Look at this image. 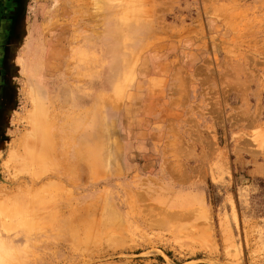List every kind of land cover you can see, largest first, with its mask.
<instances>
[{"label": "rangeland", "instance_id": "rangeland-1", "mask_svg": "<svg viewBox=\"0 0 264 264\" xmlns=\"http://www.w3.org/2000/svg\"><path fill=\"white\" fill-rule=\"evenodd\" d=\"M0 200V264H264V0H0Z\"/></svg>", "mask_w": 264, "mask_h": 264}, {"label": "bare ground", "instance_id": "bare-ground-1", "mask_svg": "<svg viewBox=\"0 0 264 264\" xmlns=\"http://www.w3.org/2000/svg\"><path fill=\"white\" fill-rule=\"evenodd\" d=\"M79 11V10H78ZM95 17V16H94ZM135 26L136 28L137 27H139V23H137V24H135L134 22L132 23V21H129V20H126V21H123L121 24H120V28L119 29H121V28H125V29H129L130 28V26ZM129 31H130V33H132V31L129 29ZM138 33V32H137ZM119 36H121V34H119ZM124 47H125V45H124ZM123 68V67H122ZM123 71V69H121V70H118V72H120L119 74H121L122 75V72ZM182 72V71H181ZM119 86V85H118ZM120 87V86H119ZM64 95V94H63ZM56 96H57V94H56ZM54 94H50V95H46V102L43 104L40 100H38L37 99V106H35L34 108H36V112H34L35 114H34V118H33V125H32V127H31V134H29L28 133V135H30V138H29V141H27L28 143H26V147H25V150H24V157H25V161L26 162H29V160H31L30 158H32V157H38V158H45L44 160H46V158H51L52 156H54V157H59V158H62V157H64V159H65V157H67V155H69V154H71V153H73V151H72V146H73V144H67V136H66V134H65V129L63 128V124L64 123H66L65 121H64V115H61L60 117L57 115V114H54L52 111H51V108L52 107H54V105H55V99H54V97H56ZM34 102V101H33ZM35 104H36V102H35ZM57 115V116H56ZM110 132H111V130H110ZM72 142H74L73 140H72ZM78 142H75L74 144H76V145H78L77 144ZM84 145V144H83ZM85 151V150H84ZM90 152V151H89ZM91 152H94V150H91ZM36 154V155H35ZM35 155V156H34ZM88 155V154H87ZM110 155V154H109ZM93 156H95V155H93ZM107 156V155H106ZM111 156V155H110ZM54 157H52V159H54ZM83 157V156H82ZM81 157V158H82ZM81 158H80V160H81ZM94 158V157H93ZM107 158V157H106ZM109 158V157H108ZM34 159V158H33ZM63 159V160H64ZM70 159V158H69ZM85 159V158H84ZM90 159V160H89ZM110 159H112V158H110ZM110 159H109V161H110ZM43 160V161H44ZM88 160L90 161L89 163H87L88 164V166L90 165V164H92V167H95V166H97V164L95 163V166H94V160H92L91 158H88ZM49 161V160H48ZM74 161V160H73ZM77 162V164H78V162L79 161H74V163H76ZM81 162V161H80ZM33 163V162H32ZM32 163H30V164H32ZM41 163V162H40ZM46 163V162H45ZM62 163V162H61ZM63 163H65V162H63ZM68 163V162H67ZM74 163L72 164V162L69 164V165H74ZM22 164H26V163H22ZM36 164V163H35ZM77 164H75L76 165V167L78 168V166H77ZM37 165V164H36ZM67 165V164H66ZM79 165V164H78ZM28 166V165H27ZM42 166V165H41ZM40 166V168H42ZM63 166V165H62ZM69 167V166H68ZM75 167V166H74ZM90 167V166H89ZM31 168V167H30ZM73 168V167H72ZM43 169V168H42ZM70 169V168H69ZM80 169V167L78 168V170ZM38 170H40L41 171V169H37V171ZM85 170V169H84ZM93 170H97V167H95ZM174 171V170H173ZM72 172V171H71ZM76 172V171H75ZM37 173V172H36ZM83 173V172H82ZM46 188V187H45ZM48 188V187H47ZM139 193V192H138ZM138 195H140V194H138ZM32 197H35V196H32ZM140 197V196H139ZM143 197H145V196H143ZM28 198H30V197H28ZM39 198V197H38ZM5 199V198H4ZM27 199V198H26ZM34 199H36V198H34ZM143 199V198H142ZM10 200V199H9ZM30 200H31V202H32V200H33V198L31 199L30 198ZM1 201V200H0ZM20 201V200H19ZM28 201V200H27ZM36 201H38L37 199L35 200V202ZM10 202V201H9ZM40 203H41V201H39ZM39 203V204H40ZM50 203V202H49ZM0 204H3V202H1ZM22 204V203H21ZM38 204V203H37ZM154 204H156V203H154ZM7 205H9V204H7ZM30 205V204H29ZM34 205H36V204H34ZM42 205V204H41ZM11 206H14V205H11ZM24 206H25V204H24ZM23 206V207H24ZM43 206V205H42ZM159 206V205H158ZM3 207H6V205L5 206H3ZM8 207V206H7ZM44 207V206H43ZM33 209H35L34 207H32ZM154 208H156L155 206H154ZM12 210H14L13 208H11ZM160 209V208H159ZM19 210H21V208L20 209H17V211H19ZM166 210V209H165ZM168 210V209H167ZM162 211H164L163 209H162ZM169 211V210H168ZM167 211V212H168ZM173 211H174V209H173ZM12 212H14V211H12ZM54 213V212H53ZM52 213V214H53ZM174 213V212H173ZM13 214V213H12ZM14 214H16V213H14ZM50 214V213H49ZM48 214V215H49ZM166 215H167V213H165ZM172 214V213H171ZM167 215V216H175V214H173V215ZM187 214V213H186ZM10 215V214H9ZM22 215V214H21ZM59 215V214H58ZM151 215H153V214H151ZM150 215V216H151ZM158 215V214H157ZM181 215V214H180ZM179 215V216H180ZM183 215H185V214H183ZM189 215V214H188ZM16 216H18V215H16ZM20 216V215H19ZM41 216V215H40ZM52 215H49L48 216V218L49 217H51ZM174 216L172 217V218H174ZM177 216H178V214H177ZM177 216H175V217H177ZM10 217V216H9ZM21 217V216H20ZM38 217V216H37ZM47 216L46 215H43L42 216V220H44V223H43V221L41 220H37V221H40L43 225L45 224V220H48L47 221V224H45V225H47L49 228H50V226H52V224H54L55 223V220L57 219L55 216H53V217H51V218H49V219H47L46 218ZM78 217V216H77ZM160 217V216H159ZM163 217L164 216H162V217H160L161 219H163ZM169 217H167V218H169ZM24 218V217H23ZM40 218V217H39ZM43 218H45V219H43ZM56 218V219H55ZM157 219H158V217H156ZM165 218V217H164ZM1 219V218H0ZM19 219V218H18ZM37 219V218H36ZM60 219H62V218H60ZM81 219V218H80ZM155 219V218H154ZM181 219V218H180ZM63 220V219H62ZM65 220H67V219H65ZM65 220H64V222L62 221V222H60V223H57V224H64L65 223ZM156 220V219H155ZM168 220V219H167ZM175 220V219H174ZM22 221V220H21ZM58 221V220H57ZM60 221V220H59ZM157 221V220H156ZM155 221V222H156ZM161 221V220H160ZM20 222V221H19ZM18 222V223H19ZM30 222V221H29ZM38 223V225L40 224L41 225V223ZM73 222H75V221H73ZM79 222H81L80 220H79ZM151 222V221H150ZM154 222V223H155ZM159 222V221H158ZM157 222V223H158ZM162 222V221H161ZM8 223V222H7ZM24 223H25V221H24ZM35 223H36V221H35ZM5 224V223H4ZM9 224V223H8ZM34 224V223H33ZM83 224H85L84 222H83ZM6 226H7V228H9V231H11V230H13L14 229V226H16L15 225V222H14V226H12L11 224H9V225H7V224H5ZM28 225H30V223L28 224ZM37 225V226H38ZM56 225V224H55ZM70 225V224H69ZM76 225V224H75ZM82 225V224H81ZM104 225V224H103ZM42 226V225H41ZM46 226V227H47ZM68 226V225H67ZM70 226H72V225H70ZM5 227V226H4ZM12 227V228H11ZM47 227V228H48ZM57 227V226H56ZM73 227V226H72ZM79 227V226H78ZM82 227V226H81ZM95 227V226H94ZM7 228H4V229H7ZM50 230H52V228L50 229ZM30 231V230H29ZM46 231V230H45ZM105 231V230H104ZM103 231V232H104ZM7 232V231H6ZM40 239V238H39ZM85 240V239H84ZM91 240H92V238H91ZM4 242H7V245H4L3 247H2V249H0V260H1V256L2 257H4V261L5 262H8V263H10V262H14V255L15 254H13V255H9V245L11 244V240H10V238H8V237H6V239H4ZM91 242V241H90ZM4 250V252L1 254V252ZM14 252H19V250L18 249H16ZM17 264V263H16Z\"/></svg>", "mask_w": 264, "mask_h": 264}]
</instances>
